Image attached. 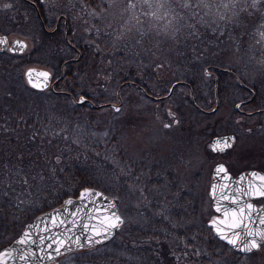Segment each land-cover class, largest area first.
I'll return each mask as SVG.
<instances>
[{
	"label": "rangeland",
	"instance_id": "rangeland-1",
	"mask_svg": "<svg viewBox=\"0 0 264 264\" xmlns=\"http://www.w3.org/2000/svg\"><path fill=\"white\" fill-rule=\"evenodd\" d=\"M48 1L45 30L22 0H0V34L27 44L0 55V251L45 202L63 205L88 187L116 202L124 224L102 247L60 264H105L110 256L139 264L140 247L155 241L170 264H264V244L241 255L208 230L220 160L211 138L238 132L235 106L250 95L240 83L263 104L264 0ZM60 15L68 36L64 20L55 28ZM29 68L49 71L54 87L32 90ZM139 81L152 97H167L151 100ZM191 92L200 108L217 112L206 119ZM81 97L97 107L78 105ZM255 130H240L235 149H245L247 165L264 167V132Z\"/></svg>",
	"mask_w": 264,
	"mask_h": 264
},
{
	"label": "water",
	"instance_id": "water-1",
	"mask_svg": "<svg viewBox=\"0 0 264 264\" xmlns=\"http://www.w3.org/2000/svg\"><path fill=\"white\" fill-rule=\"evenodd\" d=\"M0 40L6 41V43H0V54L9 50L10 53L16 55L27 49V44L22 39H16L11 45L6 35H0ZM19 45H23V47H19ZM30 69H34L36 72H47L49 76L46 84L43 77L35 75L33 80L37 86L33 87L29 84L26 74ZM25 77L29 86L35 90H44L49 86L54 87L52 75L47 70L29 68ZM176 84L178 83L173 85L170 93ZM85 103H89L92 108L97 107L84 97L77 101L78 105ZM114 107L119 109L120 105H114ZM217 141L220 143L217 144ZM234 142L233 135L217 136L212 140L211 148L215 147L214 151L216 152L223 151L231 148ZM221 167L223 171L218 172L217 169ZM258 177H264V173L248 171L238 177H233L226 166L220 164L215 167L210 183L209 196L212 199V206L214 211L220 215L214 217L209 222V226L216 238L226 242L229 247L242 254L250 253L241 251L239 247L230 244L228 239L221 237L226 235L230 239H236L239 244V237H234L233 233L244 235L245 229L253 233H264V223H261L264 207L253 202L254 199L262 197L257 194L258 190H264V180ZM250 187L252 190L244 194L242 190H247ZM241 207L243 214L239 210ZM115 217H119L118 227H109L111 223L116 222ZM123 224L124 220L112 198L98 189L85 187L80 190L77 197H69L61 207L46 212L28 223L16 240L0 251V264H51L66 254L90 249L107 242L121 229ZM217 228L222 231L218 233ZM245 238L247 240L256 238L260 243L258 237L246 236ZM22 240L25 243L21 244ZM60 241L64 242L62 247L59 246ZM58 248L59 251H57ZM258 250H253L251 253Z\"/></svg>",
	"mask_w": 264,
	"mask_h": 264
},
{
	"label": "flooded vegetation",
	"instance_id": "flooded-vegetation-1",
	"mask_svg": "<svg viewBox=\"0 0 264 264\" xmlns=\"http://www.w3.org/2000/svg\"><path fill=\"white\" fill-rule=\"evenodd\" d=\"M22 1L25 4H27L28 7H30L33 11L37 12V15H38V17L40 19V22L42 24V27H43V29L46 30V28H45L46 26H45V23H44V20H43V16H42V13H44V12L42 10H44V11H47L48 10V9L45 8V4L48 3L49 1L48 0H22ZM73 4H74V7H75V0H73ZM76 12L78 13V9H77ZM76 12L74 10V13L73 14L75 15ZM63 20H64V15H60L59 20H57V23H56L55 28L59 29L60 28V25H61V22ZM64 27L66 29V33H67V36H68V34H69V23H68L67 19L64 20ZM48 32H51V31H48ZM69 47L72 48V49H74L77 53H80L81 52L80 51V48H75V46L74 47L69 46ZM126 83H132V84H134L133 82H125L123 85H125ZM177 83L178 84L176 86H178L179 83H183V82L182 81H178ZM240 84H241L242 87L245 88V92L247 91V93H249L250 95H249V97H245L246 99L238 102L236 104V106H235V108H236V114H237L236 123H238V122L239 123L238 124H235L233 122V124L235 125V129H238V132H236L234 130L233 131H229L228 130V131H226L224 133H218V134L217 133L216 134L214 133L215 135H213V137L211 138L210 145H209L210 151L214 155H217L219 157V159H220L214 165L213 171H214V169H215L216 166H218L220 164H223L224 166H226L228 172L233 177H238L241 174H243L245 172H248V171H259V172L264 173V167L258 166L255 162L250 163V164L247 165L246 162L242 161V153H245V149H243L242 151H238V150L235 149L236 144H237V142L239 141V139L241 137L238 134V133L241 132L240 130H243L246 133L249 132V133H251V135L253 134L252 133L253 131H256L255 129H258V130L264 132V99H263V104L261 106H259L258 105V102H259L258 100L260 98H262V97L259 95L258 91L252 89L250 86H247L244 83H240ZM136 86L138 87V89L142 93L145 94L146 97H149L153 101H160V100H162V99H164V98L167 97V95H166V96H161V97H158V98L155 99V98H153L151 95H149L147 93V90L142 85L136 84ZM192 94L193 93L191 92V99H192V102L191 103L193 104V106L200 113H202L204 116H206V119L207 118H210L211 116H213L217 112V109H218V105L217 104H216L217 106L214 107L211 110H205L202 107L200 108V106L194 101ZM250 119H251V121H250ZM251 130H253V131H251ZM226 135H233L234 136L235 142H234L233 146L231 148L226 149V150H223V151H218V152L214 151L211 148V142H212V140L215 137H217V136H226ZM240 161H242L241 162L242 165L240 166L239 170H237L236 172L235 171H232L231 170V162H240ZM213 171H212V175H213ZM211 180H212V177H211ZM263 199H264V196L258 197L256 199H254L253 202H255L256 204L264 207V204L260 203V201H262ZM217 215H220V214H217L216 213L214 217H216ZM263 220H264V216H263ZM209 222H208V227H209ZM221 242L224 243L225 245H227L226 242H224V241H221ZM241 255H244V254H241Z\"/></svg>",
	"mask_w": 264,
	"mask_h": 264
},
{
	"label": "snow or ice",
	"instance_id": "snow-or-ice-1",
	"mask_svg": "<svg viewBox=\"0 0 264 264\" xmlns=\"http://www.w3.org/2000/svg\"><path fill=\"white\" fill-rule=\"evenodd\" d=\"M156 2H157V4L160 7L164 6L162 3H160V0H156ZM144 3L145 4H149V6H150V0H144ZM129 6L134 8L135 4H130ZM183 6L184 7H189L190 5L185 3ZM4 7L5 8H9V7H11V5L10 4H5ZM153 15H155V13H153ZM165 15H167V13H165ZM162 18L163 17H157V19H162ZM0 43H6V41L5 40H0ZM19 47H23V45H19ZM26 75L28 77L29 84H31L33 87L37 86L36 82H34V80H33V76L34 75L36 77H43L45 84H46L48 76H49V74L47 72H36V70H34V69H30L27 72ZM116 111H119V109H116ZM168 126L169 125H167V124L165 125V127H168ZM219 143H220V141H217V144H219ZM225 143H227V141H225ZM213 150H216L215 147L213 148ZM217 171L218 172L219 171H223V168L221 167V168L217 169ZM258 178L261 179V180H264V177H258ZM242 179H244V178L242 177ZM251 190H252V187H250L247 190H242V191L244 192V194H247V192L251 191ZM257 194L264 196V190H258ZM249 207H251V206L249 205ZM239 210L243 214V208L241 207ZM218 211H219V209H218ZM114 219H115L116 222L111 223L109 225V227H118V222H120L119 221V217H115ZM215 223L216 222L214 221V224ZM261 223H264V220H261ZM93 231H95V229H93ZM217 231H218V233H220L222 230L220 228H217ZM96 234L99 235L100 233H96ZM233 236L234 237H239V244H237V240L236 239H230L226 235H222L221 238L222 239H228V242L230 244H232L234 247H239L241 251H244V252H247V253H251L253 250H258L260 248V246H261V243H264V233H262V232L253 233L252 231L245 229L244 235H241L239 233H233ZM246 236L258 237L260 243H258L256 238H254L252 240H247L245 238ZM20 243L23 244V243H25V241L22 240V241H20ZM63 243H64L63 241H60L59 242V246L62 247ZM57 251H59V248L57 249Z\"/></svg>",
	"mask_w": 264,
	"mask_h": 264
},
{
	"label": "trees",
	"instance_id": "trees-1",
	"mask_svg": "<svg viewBox=\"0 0 264 264\" xmlns=\"http://www.w3.org/2000/svg\"><path fill=\"white\" fill-rule=\"evenodd\" d=\"M88 1L92 2V0H88ZM12 57H15V56H12ZM124 80H126V78ZM137 84H141L147 91H150L149 88L146 85H144L141 81L137 82ZM33 179H34V177H33ZM76 194H77V192H75L73 195L75 196ZM67 195H69V194H67ZM62 203H63V199L62 200H58L55 203H50V201L45 202L43 204V209L38 211L36 217H38V216H40V215H42V214L54 209V208H57V207L61 206ZM208 230H209L211 238L213 240L217 241L218 243H222L220 240H218L217 238L213 237V232H212L211 228H209ZM102 245L103 244H101V245H99L97 247L100 248V247H102ZM224 247L225 248H229L225 244H224ZM140 248H141L142 251H141V253H139V251H138L139 256L143 255L144 259H142L143 261L139 262V264H170L169 259H168L169 256H167V253H166L165 249L163 248V245L160 242L155 241V242L149 243L147 245L141 246ZM80 253H85V250L65 255V256L62 257V259L60 261H56L53 264H60L59 262L63 261V259L65 257L70 258V257H73V255H75V254L79 255ZM168 254H169V252H168ZM95 258H98V257H95ZM112 258H115V256L114 257L110 256V258L106 257V259H104V261L106 262L105 264H131L132 263L131 262L132 260L128 261V259H122L121 261L116 262L115 259H114V261H112Z\"/></svg>",
	"mask_w": 264,
	"mask_h": 264
}]
</instances>
